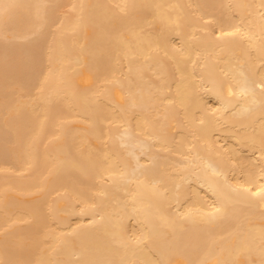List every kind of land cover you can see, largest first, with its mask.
Here are the masks:
<instances>
[{"label": "bare ground", "instance_id": "bare-ground-1", "mask_svg": "<svg viewBox=\"0 0 264 264\" xmlns=\"http://www.w3.org/2000/svg\"><path fill=\"white\" fill-rule=\"evenodd\" d=\"M0 264H264V0H0Z\"/></svg>", "mask_w": 264, "mask_h": 264}]
</instances>
